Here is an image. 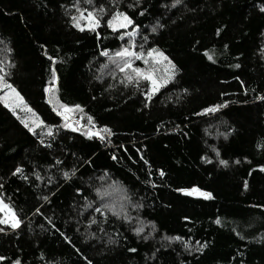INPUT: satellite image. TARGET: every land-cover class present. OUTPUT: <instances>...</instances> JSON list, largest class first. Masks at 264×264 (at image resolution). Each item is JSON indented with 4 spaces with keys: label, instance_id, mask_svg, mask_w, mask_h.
Segmentation results:
<instances>
[{
    "label": "trees",
    "instance_id": "trees-1",
    "mask_svg": "<svg viewBox=\"0 0 264 264\" xmlns=\"http://www.w3.org/2000/svg\"><path fill=\"white\" fill-rule=\"evenodd\" d=\"M73 2L0 0V39L12 49L0 45L6 79L54 131L41 144L0 105V198L22 220L15 230L0 225V264H264V100L257 99L264 96V0H181L175 7L173 0H141L135 8L127 7L134 0H121V10L140 25L137 43L161 49L179 69L147 108L137 88H125L101 67L100 49L116 50L127 37L117 39L106 26L97 30L99 39L71 27ZM157 21L164 27L152 33ZM53 68L61 102L81 105V123L91 116L111 137L87 139L59 127L44 93ZM221 103L226 107L217 113L195 115ZM18 165L27 180L12 176ZM109 185L141 205L126 207L130 221L94 212L95 190ZM193 186L213 199L177 191ZM92 217L105 222L89 225ZM89 232L94 236L86 240ZM197 241L207 247H184L194 249Z\"/></svg>",
    "mask_w": 264,
    "mask_h": 264
},
{
    "label": "snow or ice",
    "instance_id": "snow-or-ice-1",
    "mask_svg": "<svg viewBox=\"0 0 264 264\" xmlns=\"http://www.w3.org/2000/svg\"><path fill=\"white\" fill-rule=\"evenodd\" d=\"M181 0H173L172 7L180 4ZM141 4V0H134V3L127 5L128 8H135ZM71 7L74 9V12L69 15V23L71 27L77 29L80 32H89L96 34L99 39L100 33L97 31L102 26H106L107 29L111 30L112 33L116 34V38L119 40H124L127 37V41L122 43L121 46L116 50H109L104 47L99 51V56L106 58V63L102 64L101 67L104 69H109V74L117 79V83L122 84L125 88L133 86L137 88L144 96L145 103L144 107H148V101H152L161 89H164L170 81H172L176 74L179 72V69L176 65L169 59V57L161 49L153 46L144 48V45L138 44L136 38L140 32V25L134 21L133 17L128 14L127 11L121 10V0H108V4H100L98 7L94 4V0H74ZM109 9L111 11L109 12ZM261 12H264V5L260 6L259 9ZM139 15L143 16L144 11H140ZM164 25L159 21L153 25L149 31L152 33L157 32L159 28H163ZM220 34V30L217 29V35ZM148 37L144 36L143 41H147ZM0 45H3V49L6 52H11L12 49L5 43L4 40L0 39ZM227 47V45L225 46ZM138 49V50H137ZM207 56L208 60L212 61L213 56L209 55L208 52L204 53ZM51 59V58H50ZM140 61L144 65L143 67L137 66L135 62ZM214 62V61H213ZM111 66V67H110ZM239 67V65H235ZM163 69V72L161 71ZM98 78V77H97ZM57 71L55 68L51 70V80L50 86L46 85L44 87V93L46 94V103L51 106V110L61 118V125L65 129H71L73 132H80V134L87 139H99L100 141H105L108 137L113 135L112 130L107 126L97 127L93 117H87V123L82 124L80 119H77V113L83 111L81 105H69L67 103L61 102L60 98L57 96ZM115 87L114 84H109V88ZM184 93H187V89L181 90ZM257 99L264 100V96H258ZM0 105H3L18 121L19 123L27 130L28 133H31L34 136H40V143L44 144L43 136L53 137L54 131L53 126H50L44 122L43 119L33 110L32 107L25 101V98L21 93L13 86L12 83H9L6 79L5 69L0 62ZM226 103L215 104L208 107H204L200 112L195 113L197 116H203L208 114H213L219 112L220 109L225 108ZM37 130H40L39 132ZM227 137V133L224 134ZM46 147H51V145H45ZM216 151V149H213ZM217 157H219V152H216ZM112 159H117L116 156H112ZM205 162H210L206 157H201ZM56 164H60L61 161L56 160ZM147 163V161H145ZM235 163H240V161H235ZM219 164L222 166H227L228 161L223 159L219 160ZM260 171L264 172V166L260 167ZM159 176L163 177L165 173L162 170H157ZM23 168L21 166H16L12 172V176L21 175L24 180H27V176H23ZM36 176V179H43L39 173H33ZM74 174V172L72 173ZM108 173L105 172L103 176L100 177L101 180L104 179V176H107ZM63 176L65 180L69 179L70 173L64 172ZM49 183H51V178L49 177ZM154 186V185H153ZM247 181L244 182V187L247 188ZM2 187V185H0ZM113 191L120 192V203L117 206L110 197L108 193L100 188H97L96 195L97 200L99 201L100 206L94 207V212L100 214V216L107 218L106 214L111 213L112 216L117 219H123L124 221H130L132 217L128 216L126 213V207H141L138 203H132L129 199L127 190L118 185H109ZM188 196H199L205 200L213 199V194L209 191H204L199 187L193 186L191 188L177 189ZM77 193H80V189H77ZM3 196V193H0V197ZM45 201L48 200L47 196H44ZM86 207H93L92 204L86 205ZM37 214L41 212L39 208L36 209ZM123 214V215H122ZM187 219V218H185ZM104 220L98 221L95 217H92L88 220L89 225L104 223ZM22 220L20 219L18 213L15 210V207L12 204L5 203L2 198H0V225L7 226L8 228L15 230L20 227ZM49 223L55 228V224L49 220ZM216 224H220L221 220L219 217L214 221ZM102 230V229H101ZM143 226L136 227L133 231L139 235L143 232ZM4 228L0 227V232H3ZM58 231V229H57ZM235 231V229H234ZM61 236H64V233H60ZM94 236V233H87L85 239H89ZM65 240L68 243H71L70 240L65 236ZM147 239V237H145ZM166 240H181L182 237H164ZM243 239V237H241ZM109 244L115 243V240L112 237H109ZM184 247L189 250L203 251L207 244H201L197 241V247L192 249V247L184 242ZM129 251H135V249H129ZM5 257L0 256V261H3ZM12 264H21L19 260H15ZM88 264H91V261H88Z\"/></svg>",
    "mask_w": 264,
    "mask_h": 264
},
{
    "label": "rangeland",
    "instance_id": "rangeland-1",
    "mask_svg": "<svg viewBox=\"0 0 264 264\" xmlns=\"http://www.w3.org/2000/svg\"><path fill=\"white\" fill-rule=\"evenodd\" d=\"M138 50V49H137ZM144 66V65H143ZM161 71L163 72V69H161ZM77 119H80L79 118V115L77 113ZM103 190H105L107 193H108V196L110 197V199L117 204V206L119 205L120 203V200H119V197H120V192L119 191H113L112 188H110L109 186L108 187H105L103 188ZM98 206H100L99 202L97 203ZM191 246V245H190ZM193 247V246H191Z\"/></svg>",
    "mask_w": 264,
    "mask_h": 264
}]
</instances>
